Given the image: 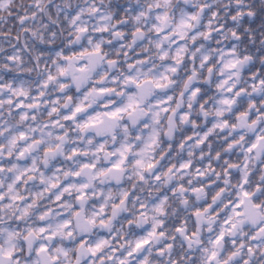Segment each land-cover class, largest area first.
Masks as SVG:
<instances>
[{
  "label": "clouds",
  "instance_id": "9594fccd",
  "mask_svg": "<svg viewBox=\"0 0 264 264\" xmlns=\"http://www.w3.org/2000/svg\"><path fill=\"white\" fill-rule=\"evenodd\" d=\"M0 264H264V0H0Z\"/></svg>",
  "mask_w": 264,
  "mask_h": 264
}]
</instances>
